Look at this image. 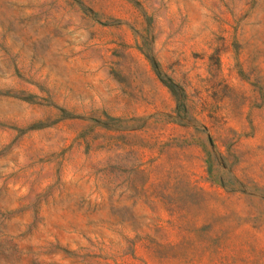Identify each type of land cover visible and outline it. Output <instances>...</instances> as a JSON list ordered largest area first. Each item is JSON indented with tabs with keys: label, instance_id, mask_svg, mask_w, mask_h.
Returning <instances> with one entry per match:
<instances>
[{
	"label": "rangeland",
	"instance_id": "obj_1",
	"mask_svg": "<svg viewBox=\"0 0 264 264\" xmlns=\"http://www.w3.org/2000/svg\"><path fill=\"white\" fill-rule=\"evenodd\" d=\"M0 264H264V0H0Z\"/></svg>",
	"mask_w": 264,
	"mask_h": 264
}]
</instances>
